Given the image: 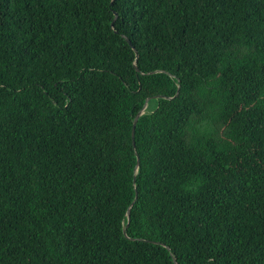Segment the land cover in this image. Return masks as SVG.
Segmentation results:
<instances>
[{
	"label": "trees",
	"instance_id": "obj_1",
	"mask_svg": "<svg viewBox=\"0 0 264 264\" xmlns=\"http://www.w3.org/2000/svg\"><path fill=\"white\" fill-rule=\"evenodd\" d=\"M0 264H264V0H0Z\"/></svg>",
	"mask_w": 264,
	"mask_h": 264
},
{
	"label": "water",
	"instance_id": "obj_2",
	"mask_svg": "<svg viewBox=\"0 0 264 264\" xmlns=\"http://www.w3.org/2000/svg\"><path fill=\"white\" fill-rule=\"evenodd\" d=\"M116 16V15H115ZM113 21H114V19L112 20V22H111V26H113ZM125 40L128 42V44H130L131 45V42H130V40L127 38V37H125ZM132 46V45H131ZM136 52V51H135ZM136 54V53H135ZM177 92H178V90L176 91V93H175V95L177 94ZM165 97V96H164ZM147 100H148V98L145 100V102H144V104H143V106H142V109L139 111V112H137V114L135 115V117H134V119H133V123H132V127H131V138H132V144H134V130H135V124H136V121H137V118H138V116L143 112V110H144V108L146 107V103H147ZM137 164H138V158H137V163H136V166H137ZM135 166V167H136ZM136 198V191H135V197H134V199ZM130 207H128L127 208V210H126V215H127V218L129 219V215H130ZM124 232V231H123ZM124 234H125V232H124Z\"/></svg>",
	"mask_w": 264,
	"mask_h": 264
}]
</instances>
